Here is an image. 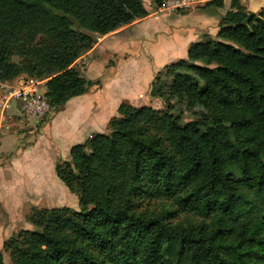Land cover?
<instances>
[{
    "label": "trees",
    "instance_id": "16d2710c",
    "mask_svg": "<svg viewBox=\"0 0 264 264\" xmlns=\"http://www.w3.org/2000/svg\"><path fill=\"white\" fill-rule=\"evenodd\" d=\"M147 16L141 0H0V83L45 80L57 112L100 85L78 66L99 36ZM150 96L165 108L123 102L109 133L55 165L79 210H32L33 229L4 242L10 264H264V9L230 0L216 36L157 73Z\"/></svg>",
    "mask_w": 264,
    "mask_h": 264
},
{
    "label": "rangeland",
    "instance_id": "374dc122",
    "mask_svg": "<svg viewBox=\"0 0 264 264\" xmlns=\"http://www.w3.org/2000/svg\"><path fill=\"white\" fill-rule=\"evenodd\" d=\"M141 1L148 12V17L146 19L135 21L131 25L114 32L111 39L106 41V44H109L110 42L112 43V41H118L120 43L121 41H125L127 38L132 37L135 45L132 49L133 53L129 52L124 56L115 54L114 56L106 57V60H104L105 57H103V55H98V53L94 52L91 55V58L85 57V59L78 61V66L80 70L84 71V75L87 79L93 80L98 78L97 81H99L100 85L97 87L94 86L93 89L96 90L101 88L103 79L113 76L117 66L121 62V65H123L122 67H126L129 71H134L138 74L137 77L140 81L141 87H145V76H147L151 65L143 63L136 68L134 67L137 63L144 62V57L148 61H152L150 55L155 57V55L161 51L165 42L164 39L159 37L166 38L174 33L176 21L181 19V21L184 22V25H189L191 20L196 21L199 19V17L203 15L202 5L208 0H186L187 5L185 7L173 11L171 10L172 12L164 9L163 6L166 0ZM158 1H161L160 5ZM248 1L252 2L253 0ZM229 2L230 0H226L225 10L229 9ZM259 4L260 2L255 0L251 3L249 7L250 10H256L257 13H259L262 11H259ZM103 39L104 38L99 36L94 48L101 43ZM134 58L140 59L132 60ZM125 59L129 60L126 61ZM123 60H125V62ZM91 63H93V65L87 72ZM139 68H142L143 72L138 73ZM26 81L29 82L28 80ZM32 81L33 82L31 83L29 82V85H27L28 83H21L20 81L17 85L18 87L12 85L7 86L5 83H0V92L2 94L0 96V109H2L4 115L3 123L0 126V139L5 134H11L14 132H18V134L21 135L23 134L21 143L17 144L15 149L13 146L7 149V146L5 151L2 153L0 152V252L3 254L4 260L7 264H10V258L9 252L3 249L4 242L11 238L12 235L17 234L22 230L33 229L27 221V216L32 210L61 207H70L79 210L78 197L67 190L53 169L54 177L58 181L57 184V181L53 179L52 171L50 169L52 163L53 166H55L57 163L70 160V154L67 155L65 151L57 154V149L54 148V146L51 147L52 143L53 145L56 143L54 142L56 132L60 133L63 127L66 128V113L63 111L58 113L56 117L58 121L57 126H54L53 124L51 125L53 118L57 114L54 111L48 112L44 118L34 119L30 117L23 108L24 94L27 93L28 97H43L42 92L44 90L42 89V83L45 82V80L32 79ZM36 82H38V84ZM147 86L148 85H146L145 90L147 89ZM18 93H21L22 95L18 96ZM154 99L155 98L152 99L151 96H140L137 98V101L130 102L125 100V102L135 107L149 106L163 110L165 108V102L161 99ZM12 103L17 104L19 108L20 113L17 116L18 118L10 116L9 114L8 110ZM176 106L177 111H175V113H177L178 110H182L183 123L198 119L199 116L197 109L192 111L187 109L184 105ZM16 118L18 119L17 121L15 120ZM107 133H109V130H106L105 134ZM13 139L14 136L12 135L6 137L7 141H13ZM32 145L35 148L29 153H26L24 149H28ZM17 149H21L20 154ZM33 154L36 157L34 158V161H32L33 159L30 161L29 156ZM9 166L12 168H9ZM30 172L34 175L39 172L41 175L37 177V181V178L31 180L32 178H29ZM44 173H46V175L42 176ZM153 205L157 206L158 204L151 203V206ZM174 222L182 224L189 222L199 223L200 218L192 215L178 214Z\"/></svg>",
    "mask_w": 264,
    "mask_h": 264
},
{
    "label": "crops",
    "instance_id": "0c3cea01",
    "mask_svg": "<svg viewBox=\"0 0 264 264\" xmlns=\"http://www.w3.org/2000/svg\"><path fill=\"white\" fill-rule=\"evenodd\" d=\"M209 1L212 0H208L204 2V4L202 5L203 15H201L199 19H197L196 21L191 20L189 25L188 24L184 25V22H182L181 19H179L178 21L175 22L177 29L175 28L174 33H172L169 37L166 38L161 36L159 37L161 39H164L165 42L161 48V51L157 53L155 57H152L150 55V58L152 59L151 62L144 57V62L137 63V65L134 67L136 68L143 63L151 65L150 66L151 68L149 69L147 76H145V87L146 85H148L146 90L145 87L143 88L141 87L140 81L137 77L138 74L135 73L134 71H129V69L126 67H122L123 65H121L122 63L121 62L117 66L115 70V74L113 76L103 79L101 88L95 90L93 89L94 87L93 86L87 94L70 99L63 107H61L56 112L57 114L55 115V117L51 122V125L53 124L54 126H57L58 124V121L56 119L58 113L61 111L66 113L65 115L66 128L63 127L60 133L56 132L55 140H54V142L56 143L54 145L53 143L51 144V147L54 146V148L58 150V151L56 150L57 154H60V152L65 151L66 154L69 155L70 150L73 146L85 143L86 140L91 135L95 133H103V134L106 133V130H108L109 121L112 118L119 116L118 108L123 102H125V100L134 102L137 101V98H139L140 96L142 97L150 96L149 94H150L151 83L154 80V77L157 73H159L166 66L172 63H175L182 59H186L188 49L192 44L202 42L204 40V37L207 35L213 38L216 36V34L218 33L219 22L223 18V16L230 10V7L228 10H225L226 0H224V6L222 8L206 6V3ZM254 1L255 0H253L252 2H249L248 0H240L241 4L248 11L257 13L256 10H250L249 8L251 3H253ZM256 1L260 2L258 6L259 11L263 10L264 0H256ZM112 35L113 33L108 34L105 37H102L104 39L101 41V43H99L94 48V50H91L85 57L91 58V55L94 52H96L98 53V55H103V57H105L104 60H106V57L114 56L115 54H120L124 56L129 52L133 53L132 49L134 48L135 45H134V39L132 37L127 38L125 41H121L120 43L118 41L117 42L112 41V43L110 42L109 44H106V41L110 40ZM85 57L82 59H85ZM137 59L134 58L132 60H137ZM125 60L123 61L125 62ZM128 60L129 59H127L126 61ZM93 63L89 65L87 72L91 69ZM140 72H143L142 68L138 69V73ZM26 80H28L30 83L33 82L32 79H28V77L26 76H20L14 81L5 84H7V86L12 85L16 87L21 81V83L25 82L28 83L27 85H29V82H27ZM97 80L98 78L90 81L96 82ZM36 83L38 84V82ZM45 83L46 81L42 83L43 84L42 89L44 91L42 92L41 90L42 95L44 97L46 93ZM1 95L2 94L0 92V96ZM8 111L10 116H15V117H17L18 114L20 113L17 104L14 103H12ZM2 112H3L2 109H0V126L2 125L4 120V115ZM17 118L15 119L16 121L18 120ZM11 119L13 120L12 117ZM9 135L14 136L13 141L6 140V137H8ZM22 135L18 134V132H14L2 136L0 139V152L2 153L3 151H5L6 150L5 148L7 146H8L7 149L11 148V146H13L15 149V146L21 143ZM34 148L35 147L32 145L28 149L25 148L24 151L26 153L27 152L29 153ZM17 150L18 153L20 154L21 149H17ZM29 157H30V161L32 159H33L32 161H34V158L36 156L33 154L30 155ZM51 165L52 167L50 169L52 171L53 179L57 181V179L54 177L53 174V169L55 170V166H53V163ZM9 168L12 167L9 166ZM29 174H30L29 178L30 179L32 178L31 180H34L39 175H41L39 174V172L37 174L35 173V175L32 172H30ZM43 175H46V173L42 174V176ZM37 180L38 178L36 179V181Z\"/></svg>",
    "mask_w": 264,
    "mask_h": 264
},
{
    "label": "built area",
    "instance_id": "2783aa9c",
    "mask_svg": "<svg viewBox=\"0 0 264 264\" xmlns=\"http://www.w3.org/2000/svg\"><path fill=\"white\" fill-rule=\"evenodd\" d=\"M186 5H187L186 0H166L164 2L163 7L168 11L171 10L173 11V10L181 9ZM21 95H22L21 93H18V96ZM24 95H23L24 96L23 108L30 117L34 119L44 118L48 114V112L52 111L49 102L46 100L44 96L41 98H35L33 96L28 97L27 93H25Z\"/></svg>",
    "mask_w": 264,
    "mask_h": 264
}]
</instances>
